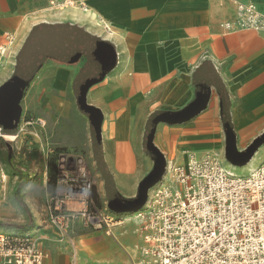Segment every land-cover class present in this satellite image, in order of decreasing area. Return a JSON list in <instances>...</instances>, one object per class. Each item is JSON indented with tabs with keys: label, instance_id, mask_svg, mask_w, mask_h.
Listing matches in <instances>:
<instances>
[{
	"label": "crops",
	"instance_id": "0c3cea01",
	"mask_svg": "<svg viewBox=\"0 0 264 264\" xmlns=\"http://www.w3.org/2000/svg\"><path fill=\"white\" fill-rule=\"evenodd\" d=\"M66 1L71 12L58 14ZM237 2L264 12V0H0V88L25 82L11 134L26 137L16 161L79 154L95 181L97 216L111 218L141 210L166 164L188 154L251 163L264 143L246 156L264 139V35L222 29ZM103 233L79 222L71 239L39 233L44 264H138L132 221Z\"/></svg>",
	"mask_w": 264,
	"mask_h": 264
},
{
	"label": "built area",
	"instance_id": "2783aa9c",
	"mask_svg": "<svg viewBox=\"0 0 264 264\" xmlns=\"http://www.w3.org/2000/svg\"><path fill=\"white\" fill-rule=\"evenodd\" d=\"M221 27L226 33L248 30L264 35V12L253 3L237 2L234 19ZM5 52L0 47V56ZM70 181L58 174L51 198L70 190ZM82 194L85 201L87 195ZM65 195V201L72 198ZM55 206L60 208L59 203ZM78 213L88 223L100 224L87 207ZM71 216L52 219L57 235H66ZM126 218L141 238L138 264H264V161L245 176L227 170L215 153H192L182 163L168 162L141 210L103 222L116 225ZM38 241L29 232L0 233V264H44L46 253Z\"/></svg>",
	"mask_w": 264,
	"mask_h": 264
},
{
	"label": "rangeland",
	"instance_id": "374dc122",
	"mask_svg": "<svg viewBox=\"0 0 264 264\" xmlns=\"http://www.w3.org/2000/svg\"><path fill=\"white\" fill-rule=\"evenodd\" d=\"M57 13L71 12L70 9H63L57 6L55 10ZM6 50V49H5ZM6 54V52H5ZM4 54V55H5ZM3 56V55H1ZM5 135V134H4ZM26 142V137L15 139L13 141H5L0 137V231H20L24 233H31L37 236L39 233L48 232L53 230L52 219L65 214L69 216L68 227L66 229V236L71 239V231L73 230L74 223L79 222L83 230L93 231L96 228H101L107 231L113 225H108L103 222L106 217L111 216H98L100 225L96 222L94 224L88 223L84 217H81L78 212H81L85 206L87 209L95 214L100 209L99 197L91 192L94 188V179L88 169L81 161L82 157L79 154L66 153V152H51L45 154L43 157H32L31 154L25 153V163L16 161L23 153V144ZM259 149V150H258ZM16 157V158H15ZM264 160V143L257 148L253 160L249 164H244L240 167L232 166L222 161L224 167L239 176H245L249 172L250 167L256 168ZM13 162V163H12ZM58 174H62L65 179H70L72 187L65 188L64 194L59 199L51 198L55 193L56 182L53 180L54 176L57 179ZM46 178V180H45ZM36 181L34 188L21 189L19 198L26 205V210L15 202L14 192L16 188L25 182ZM86 181V184H85ZM45 189H39L44 186ZM84 183V185H82ZM90 186V187H88ZM65 192L72 196V198L65 201ZM86 193L87 199L84 201L83 194ZM93 193V192H92ZM59 203L60 208L55 206ZM82 203H84L82 205ZM57 211H54L55 208ZM102 215V214H101ZM97 217V216H96ZM127 217V216H126ZM122 218V217H120ZM97 220V219H96ZM73 226V227H72ZM112 229V228H111ZM107 230V231H106ZM19 234V235H22ZM40 244L41 242L38 241Z\"/></svg>",
	"mask_w": 264,
	"mask_h": 264
},
{
	"label": "water",
	"instance_id": "95a60500",
	"mask_svg": "<svg viewBox=\"0 0 264 264\" xmlns=\"http://www.w3.org/2000/svg\"><path fill=\"white\" fill-rule=\"evenodd\" d=\"M25 85V82L19 81L17 78L11 79L0 88V126L6 134H13L16 131L20 111L16 106V102L20 96V89ZM154 119H150L145 133L144 147L147 151L151 150V140L153 132ZM264 139L260 138L247 150L249 157Z\"/></svg>",
	"mask_w": 264,
	"mask_h": 264
},
{
	"label": "trees",
	"instance_id": "16d2710c",
	"mask_svg": "<svg viewBox=\"0 0 264 264\" xmlns=\"http://www.w3.org/2000/svg\"><path fill=\"white\" fill-rule=\"evenodd\" d=\"M79 106L82 107L81 104H80ZM57 153H58V151H57ZM96 154H97V155L99 154V153H98V150H97ZM231 163L234 164V165H238V166H242V165L245 164V162H243L242 164H238V163L235 162V161H231ZM53 180H55V182H56V177H55V176H54ZM108 183H109V181L107 182V185H108ZM25 185H26V183L23 182L22 184H20V185L16 188V190H15V192H14V199H15V202H16L18 205H20L23 209L26 210V205H25L24 202L19 198V193H20L21 189H22Z\"/></svg>",
	"mask_w": 264,
	"mask_h": 264
},
{
	"label": "bare ground",
	"instance_id": "6f19581e",
	"mask_svg": "<svg viewBox=\"0 0 264 264\" xmlns=\"http://www.w3.org/2000/svg\"><path fill=\"white\" fill-rule=\"evenodd\" d=\"M3 138H4V140H6V141H12V140H14L15 136L5 134V135H3ZM253 169H254V168H253Z\"/></svg>",
	"mask_w": 264,
	"mask_h": 264
}]
</instances>
